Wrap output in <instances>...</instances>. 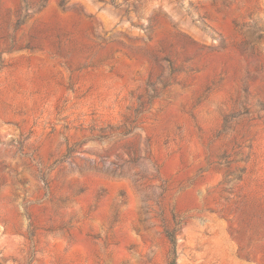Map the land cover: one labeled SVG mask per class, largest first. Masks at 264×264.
Instances as JSON below:
<instances>
[{
  "label": "rangeland",
  "instance_id": "rangeland-1",
  "mask_svg": "<svg viewBox=\"0 0 264 264\" xmlns=\"http://www.w3.org/2000/svg\"><path fill=\"white\" fill-rule=\"evenodd\" d=\"M0 264H264V0H0Z\"/></svg>",
  "mask_w": 264,
  "mask_h": 264
}]
</instances>
